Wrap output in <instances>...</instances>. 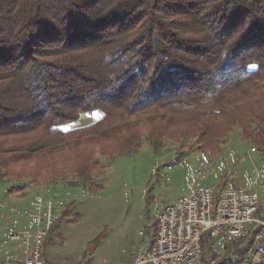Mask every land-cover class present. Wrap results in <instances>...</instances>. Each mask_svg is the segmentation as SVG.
Instances as JSON below:
<instances>
[{
  "label": "trees",
  "instance_id": "16d2710c",
  "mask_svg": "<svg viewBox=\"0 0 264 264\" xmlns=\"http://www.w3.org/2000/svg\"><path fill=\"white\" fill-rule=\"evenodd\" d=\"M236 126L264 154V0H0V180L98 191L99 156L145 137L156 150L195 138L212 156ZM252 242L222 257L237 264Z\"/></svg>",
  "mask_w": 264,
  "mask_h": 264
},
{
  "label": "rangeland",
  "instance_id": "374dc122",
  "mask_svg": "<svg viewBox=\"0 0 264 264\" xmlns=\"http://www.w3.org/2000/svg\"><path fill=\"white\" fill-rule=\"evenodd\" d=\"M99 115V111L81 112L78 119L69 121L66 126L87 125L97 120ZM199 146L195 138H164L161 147L156 150L145 137L141 148L131 154H120L114 158L99 156L102 169L93 175L95 184L103 186L98 191H91L89 185L79 177L52 182L28 178L0 180V203H10L7 194L13 187L26 188L40 184L58 187L52 191L33 189L31 196L33 202L37 195L60 196L69 204L76 201L70 218L74 223H61L63 230L66 228L64 235L58 230L56 232L59 240L53 248L56 246L60 255L59 263L74 264V259L84 252L89 259L93 254L90 252L91 241L97 237H106L100 255L108 254L112 260L119 256L126 260L132 257L134 263L140 254H136L137 247H148L153 241L157 207L176 201L192 187L210 186L219 190L231 185L254 188L264 204V154L253 148V142L243 136L239 126L225 138L219 154L211 156L200 152ZM181 154L185 155L180 157ZM39 163H43V160ZM30 202L32 204V199ZM24 206L12 202L6 210L11 214H25L34 209L33 205L30 209ZM5 224L6 236L11 233L12 223L7 221ZM86 245L87 251L84 248ZM224 254L223 250L221 255ZM229 260L228 256L217 259L210 257L205 264H230ZM100 264L114 263L105 260Z\"/></svg>",
  "mask_w": 264,
  "mask_h": 264
},
{
  "label": "built area",
  "instance_id": "2783aa9c",
  "mask_svg": "<svg viewBox=\"0 0 264 264\" xmlns=\"http://www.w3.org/2000/svg\"><path fill=\"white\" fill-rule=\"evenodd\" d=\"M70 204L60 196L37 195L27 227L10 233L16 248H7L0 264H48L46 241ZM154 224L151 246L133 264H200L205 238L217 259L226 244L252 235V244L237 264H264V204L254 188L192 187L176 201L157 207Z\"/></svg>",
  "mask_w": 264,
  "mask_h": 264
},
{
  "label": "crops",
  "instance_id": "0c3cea01",
  "mask_svg": "<svg viewBox=\"0 0 264 264\" xmlns=\"http://www.w3.org/2000/svg\"><path fill=\"white\" fill-rule=\"evenodd\" d=\"M55 188H58V187L48 186L46 184H40V185L32 186V187L27 186L26 188L20 189L19 191L8 193L7 199L10 201V203L16 202L18 204H23V205H25L24 207H27L26 209H30L31 205H33V203H34L33 202V196H31V191H33V189L42 190V191H52ZM31 199H32V204L30 202ZM10 203H8V202H5L3 204L0 203V261H3L5 259V254H4L5 249H7V248L15 249L16 245H17V240L12 239L10 237V234L5 236V229H4V227L6 225L5 223L7 221H10L12 223V227H11L10 232L11 231L23 232L24 229L27 227L29 214L33 211V209L32 210L30 209V211H27V213H25V214H23V213L11 214L10 212H7V210H6L7 205H9ZM74 203H76V201L73 202L72 204L68 205V207L65 209L64 213L62 214V216L60 217L58 222L55 224L49 238L46 241L44 258H45L46 262H48L50 264H61V263H59L60 255L57 252V249H55L56 246H55V248H53V246L56 244L55 242L59 240L58 238H56V237H58L56 235L57 230L60 231L63 235L65 233L66 228L63 230L61 223H63V222L74 223L70 219L72 216L73 207L75 205ZM68 225H70V224H66V226H68ZM105 239H106V237L102 240L100 245L94 250L92 256L89 259L87 258L86 252H84L82 254V256L80 255L77 258H75L73 262L80 263L83 261L82 264H86V261L88 262V260L91 259V261L89 262L90 264H100L101 262H103L105 260H108L109 262L114 263V264H133L132 257H131V259L129 258L126 260V259L122 258L121 256H119L116 260H112L111 256H109L108 254H106L104 256L100 255L99 251H100L101 247L103 246ZM151 244H152V240H151V243L148 247H146L145 245L138 246L137 247L138 251L136 254H139V253L145 251L146 249H148L151 246ZM84 248H85V251H87V245L84 246ZM134 253L135 252H133L132 255ZM66 257H67V260H70L68 258V256H66ZM77 260H78V262H77Z\"/></svg>",
  "mask_w": 264,
  "mask_h": 264
}]
</instances>
